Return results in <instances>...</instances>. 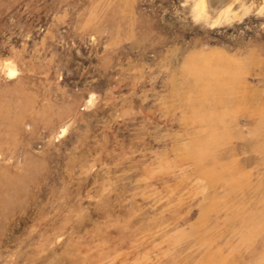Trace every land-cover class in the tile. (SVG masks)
Returning <instances> with one entry per match:
<instances>
[{"label": "rangeland", "instance_id": "rangeland-1", "mask_svg": "<svg viewBox=\"0 0 264 264\" xmlns=\"http://www.w3.org/2000/svg\"><path fill=\"white\" fill-rule=\"evenodd\" d=\"M0 264H264V0H0Z\"/></svg>", "mask_w": 264, "mask_h": 264}]
</instances>
